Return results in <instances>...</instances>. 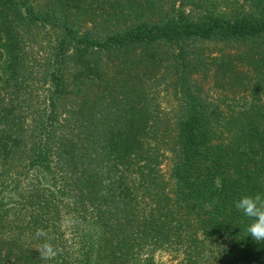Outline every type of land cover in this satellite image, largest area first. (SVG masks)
Returning a JSON list of instances; mask_svg holds the SVG:
<instances>
[{
	"label": "trees",
	"instance_id": "obj_1",
	"mask_svg": "<svg viewBox=\"0 0 264 264\" xmlns=\"http://www.w3.org/2000/svg\"><path fill=\"white\" fill-rule=\"evenodd\" d=\"M263 101L264 0H0V264L125 262L142 243L264 264L234 206L264 193ZM71 210L96 219L93 248L72 232L60 251Z\"/></svg>",
	"mask_w": 264,
	"mask_h": 264
},
{
	"label": "rangeland",
	"instance_id": "obj_2",
	"mask_svg": "<svg viewBox=\"0 0 264 264\" xmlns=\"http://www.w3.org/2000/svg\"><path fill=\"white\" fill-rule=\"evenodd\" d=\"M188 9V8H187ZM33 51L37 54V58H40L42 55L39 53V50H41V45H38V48L34 47L32 48ZM162 96H158L159 98V110L161 112H169L171 110V106H173L174 101L173 98L170 96H165L164 98H161ZM255 115L256 120H264V101L261 102L257 108L253 109L252 111ZM167 162V161H166ZM163 161L160 165V170L162 173L167 174L168 170V163ZM32 171H27L26 175L27 179L23 182L22 185H20V190H29L33 188L32 185L33 176ZM36 173V172H35ZM58 178V177H56ZM58 180V179H56ZM44 185L46 183L44 182ZM48 186L51 187V190H48L47 192H53L55 194V191L57 188L54 184L48 182ZM58 196V195H57ZM70 199V197L68 196ZM66 199V198H65ZM134 206L137 213H142L145 211H148L149 209V201L144 196H138L134 200ZM69 214H64L61 216L60 221L58 222L59 226V248L60 251L63 253L69 252L71 253L73 251L72 244L73 240L71 239L72 232L77 233V237L75 240V244H78L80 234H83V236L86 238V242L88 247H92L93 243L99 238L100 233L97 232L96 225L99 227V225L96 223V219H94V216L87 214V218H82L80 214L73 213L71 210ZM93 248V247H92ZM91 248V249H92ZM94 252V251H93ZM174 253H170L167 250L160 249L158 247H155L154 243H147V245H144L142 243V246L138 248L137 246L134 247V251L132 253V256L130 255L129 258L125 262H108L109 264H138V262H143L145 258H150L154 263L156 264H177L179 262V258L174 257ZM94 256V254H93ZM105 257L104 255H102ZM94 258H91V260ZM104 264V263H101Z\"/></svg>",
	"mask_w": 264,
	"mask_h": 264
},
{
	"label": "clouds",
	"instance_id": "obj_3",
	"mask_svg": "<svg viewBox=\"0 0 264 264\" xmlns=\"http://www.w3.org/2000/svg\"><path fill=\"white\" fill-rule=\"evenodd\" d=\"M234 206L249 221L246 226L248 236H251L257 243L264 242V193L242 194L235 200ZM35 237L37 239L44 238L43 242L36 248L40 258L42 260H52L58 254V249L48 238L46 230L37 228Z\"/></svg>",
	"mask_w": 264,
	"mask_h": 264
}]
</instances>
